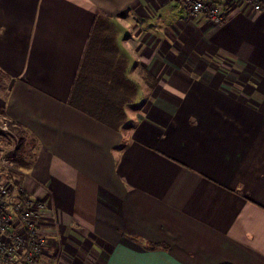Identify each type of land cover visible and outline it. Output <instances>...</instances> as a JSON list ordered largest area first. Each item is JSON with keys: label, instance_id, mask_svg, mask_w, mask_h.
<instances>
[{"label": "crops", "instance_id": "obj_1", "mask_svg": "<svg viewBox=\"0 0 264 264\" xmlns=\"http://www.w3.org/2000/svg\"><path fill=\"white\" fill-rule=\"evenodd\" d=\"M99 15L137 82L118 127L71 102ZM0 76L36 142L13 179L54 208L42 263L264 264V0L220 24L183 0H0Z\"/></svg>", "mask_w": 264, "mask_h": 264}, {"label": "trees", "instance_id": "obj_2", "mask_svg": "<svg viewBox=\"0 0 264 264\" xmlns=\"http://www.w3.org/2000/svg\"><path fill=\"white\" fill-rule=\"evenodd\" d=\"M2 81L1 78L0 84ZM137 90V82L127 73V62L120 53L113 28L111 30L106 16H97L74 81L71 102L103 122L118 127L126 115L125 105L133 102ZM4 111L1 106L0 112L4 114L1 120L7 121L9 130L0 128V141L4 136V144L12 145L5 147L4 162L8 167L2 168V173L7 178H22L23 170L36 157V142L23 124L10 119Z\"/></svg>", "mask_w": 264, "mask_h": 264}, {"label": "built area", "instance_id": "obj_3", "mask_svg": "<svg viewBox=\"0 0 264 264\" xmlns=\"http://www.w3.org/2000/svg\"><path fill=\"white\" fill-rule=\"evenodd\" d=\"M194 16L206 13L220 24L227 17L230 0H183ZM261 8L262 0H248ZM53 214L52 204L28 194L20 181L0 180V264H44L50 237L42 228L45 215ZM40 260V261H38ZM58 264V256L54 260Z\"/></svg>", "mask_w": 264, "mask_h": 264}, {"label": "rangeland", "instance_id": "obj_4", "mask_svg": "<svg viewBox=\"0 0 264 264\" xmlns=\"http://www.w3.org/2000/svg\"><path fill=\"white\" fill-rule=\"evenodd\" d=\"M6 81H9V80H6ZM6 86V85H5ZM9 88H0V104H4V106L6 105V100H7V97H8V90ZM6 90V91H4ZM152 88H150V91L148 89V96H150V98H152ZM145 93H146V88H139V91H138V94H137V97H136V103H140V105L143 104V102L145 101L146 97H145ZM1 107V105H0ZM131 110L133 109H136L135 107H132L130 108ZM4 114H2L0 112V128L2 129H8L9 130V127H8V124H7V121L4 120L2 121L1 118L3 117ZM3 137V138H2ZM2 141H0V167L1 168H6L8 167L7 164H6V161L4 162V150H5V147L6 146H10L12 144H9L8 145H5L4 144V136H2ZM6 140V139H5ZM36 150V149H35Z\"/></svg>", "mask_w": 264, "mask_h": 264}]
</instances>
